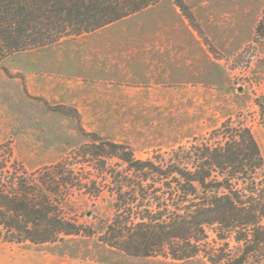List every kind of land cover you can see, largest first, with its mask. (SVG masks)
Here are the masks:
<instances>
[{
    "label": "rangeland",
    "instance_id": "obj_1",
    "mask_svg": "<svg viewBox=\"0 0 264 264\" xmlns=\"http://www.w3.org/2000/svg\"><path fill=\"white\" fill-rule=\"evenodd\" d=\"M162 0L97 30L19 52L0 63V144L29 168L61 160L86 141L82 126L129 144L138 158L201 136L242 115L264 157V0ZM264 177V165L260 171ZM80 219L109 218L112 197L79 195ZM92 212V215L90 213ZM0 264H210L131 257L98 236L35 245L0 237Z\"/></svg>",
    "mask_w": 264,
    "mask_h": 264
},
{
    "label": "trees",
    "instance_id": "obj_2",
    "mask_svg": "<svg viewBox=\"0 0 264 264\" xmlns=\"http://www.w3.org/2000/svg\"><path fill=\"white\" fill-rule=\"evenodd\" d=\"M161 1L0 0V63ZM175 2L192 20L189 8ZM255 34L264 38V9ZM47 104L78 118L87 139L61 160L36 168L15 155L11 142L0 144V237L5 241L44 245L97 235L131 257L264 264V157L242 115L142 159L129 144L87 131L76 107ZM104 192L112 197V215L95 224L82 221L78 196Z\"/></svg>",
    "mask_w": 264,
    "mask_h": 264
},
{
    "label": "crops",
    "instance_id": "obj_3",
    "mask_svg": "<svg viewBox=\"0 0 264 264\" xmlns=\"http://www.w3.org/2000/svg\"><path fill=\"white\" fill-rule=\"evenodd\" d=\"M178 145H179V143H178Z\"/></svg>",
    "mask_w": 264,
    "mask_h": 264
}]
</instances>
